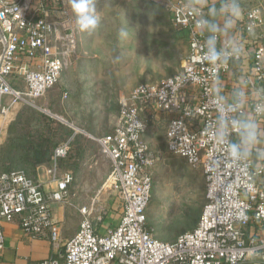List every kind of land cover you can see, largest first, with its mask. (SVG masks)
I'll use <instances>...</instances> for the list:
<instances>
[{"label": "built area", "instance_id": "obj_1", "mask_svg": "<svg viewBox=\"0 0 264 264\" xmlns=\"http://www.w3.org/2000/svg\"><path fill=\"white\" fill-rule=\"evenodd\" d=\"M150 1L167 7L173 24L188 32L189 52L178 73L124 96L113 131L95 136L37 104L59 83L77 52L78 26L69 11L47 0H0V117L24 104L73 130L72 138L55 149L47 182L24 170L0 173V255L5 224L32 239L61 242L52 207L68 199L74 175L60 173L59 163L71 152L74 137L83 135L111 162L107 183L122 202L121 220L100 233L91 221L93 207H83L79 230L64 243L63 257L36 264H264V149L255 150L260 155L256 162L237 142L247 117L245 95L240 92L229 102L216 90L251 40L253 77L264 84L262 9L250 8L240 34L222 39L218 33L206 34L208 13L194 3ZM257 94L249 106L264 125V91ZM158 113L168 117L169 152L201 168L206 185L197 227L174 242L160 241L148 224L156 156L145 135Z\"/></svg>", "mask_w": 264, "mask_h": 264}, {"label": "rangeland", "instance_id": "obj_2", "mask_svg": "<svg viewBox=\"0 0 264 264\" xmlns=\"http://www.w3.org/2000/svg\"><path fill=\"white\" fill-rule=\"evenodd\" d=\"M236 1L247 9L261 7L264 17V0ZM53 4L56 8L64 5L78 26V47L59 83L37 104L92 135L110 134L121 99L141 84H156L178 73L188 53V37L173 24L169 9L153 1L91 0L97 24L90 31L80 29L70 0ZM43 114L48 116L29 105L16 104L0 117V173L24 170L30 177L45 176L48 181L51 160L36 166L34 146L46 141L55 151L72 138L73 132L61 121L51 117V122ZM160 117L163 119V115ZM166 128V120L157 121L145 135L156 156L147 215L156 237L162 242H174L198 225L206 185L201 168L169 152ZM248 154L259 161L253 147ZM96 159L97 143L78 135L69 155L60 161L59 172L71 171L75 177L69 197L62 203L72 208V216L79 222L82 208L93 207L91 219L97 226V219L104 221L108 212L97 209V191L102 190L99 203L108 193L118 192L109 189V174L97 189Z\"/></svg>", "mask_w": 264, "mask_h": 264}, {"label": "crops", "instance_id": "obj_3", "mask_svg": "<svg viewBox=\"0 0 264 264\" xmlns=\"http://www.w3.org/2000/svg\"><path fill=\"white\" fill-rule=\"evenodd\" d=\"M186 1L194 3L196 6L207 11L208 22L204 29L206 34L211 37L214 33H218L222 39H229L240 34L241 27L244 22L245 13L249 10L243 7L236 0ZM233 4L237 5L239 8V14L236 16H233L230 11L231 5ZM254 51L255 46L251 40L245 45L242 59L240 61L231 63V70L222 76L216 89L217 94L225 101L229 102L235 100L237 94L240 92L245 95V107L247 109V117L245 119V123H254L256 126V136L253 143L247 142L244 136V132L240 139L237 140V142L241 141V146L243 150L247 152V154L252 147L254 148V151L256 149H264V125L260 121L254 119L249 106L251 100L255 99L258 95L257 93L260 91H264V84H257L253 77ZM162 115L163 119L162 117H160ZM161 120H166L167 122L168 117L162 113H158L157 120L154 121V123ZM94 164L97 165L98 189L111 170L110 160H108L101 154L98 145L97 159ZM40 169H43V167H40ZM39 179L40 181H46L45 176H42V178L39 177ZM71 185L68 189L69 193ZM78 193L79 192H77V194ZM101 193L100 191H97V209H108V212H105V215H107L104 218V221L99 218L101 223L99 219H97V226L92 219L91 221L97 228L98 232L105 233L109 228H113L119 224L123 210L122 202L117 193H108V195L103 196L105 197V200L99 203V196L101 195ZM107 199L109 201H107ZM84 207L89 208L91 206ZM71 209V207H67L65 203L62 202L55 203L52 207L54 219L61 226V242L56 244L51 243V241L43 238L32 239L25 235V233L19 227L12 224H5L4 228L6 245L5 249L0 255V264H36L49 257L62 258L64 252V243L79 230L80 223L83 219L82 218L79 222V218H75L74 215L72 216L73 212Z\"/></svg>", "mask_w": 264, "mask_h": 264}, {"label": "clouds", "instance_id": "obj_4", "mask_svg": "<svg viewBox=\"0 0 264 264\" xmlns=\"http://www.w3.org/2000/svg\"><path fill=\"white\" fill-rule=\"evenodd\" d=\"M91 0H70V6L73 14L77 19V23L82 31H90L95 28L97 24V20L92 15L93 9L90 6ZM231 14L236 16L239 14V8L237 5L233 4L230 8ZM216 56L213 55V59ZM255 124L254 123H245L243 125L244 128V136L249 143H253L255 141ZM233 154H236V146H232Z\"/></svg>", "mask_w": 264, "mask_h": 264}, {"label": "trees", "instance_id": "obj_5", "mask_svg": "<svg viewBox=\"0 0 264 264\" xmlns=\"http://www.w3.org/2000/svg\"><path fill=\"white\" fill-rule=\"evenodd\" d=\"M59 0H51V2H48L49 6H54L53 2H56L58 3ZM159 4V3H158ZM183 30V33H185V35L188 37V32L184 29ZM44 115V114H43ZM45 118H47L49 121L53 122L54 120L49 117V116H46L44 115ZM53 120V121H52ZM66 129H68L69 131H71L70 133H72L73 131L65 126ZM73 134V133H72ZM78 135H76L74 137L77 138ZM73 139V140H74ZM46 141H41V143H38L37 145L34 146V153H35V165L38 166V165H42V164H45V163H48L50 162L52 156H53V153H54V150H53V147L50 149V147L48 146V143H45ZM64 143V142H63ZM47 144V145H46ZM63 160V159H62ZM14 171V170H13ZM8 172H11V171H8ZM197 227V226H196ZM195 227V228H196ZM194 228V229H195ZM193 229V230H194ZM191 231V230H190ZM177 240V239H176ZM175 240V241H176Z\"/></svg>", "mask_w": 264, "mask_h": 264}]
</instances>
